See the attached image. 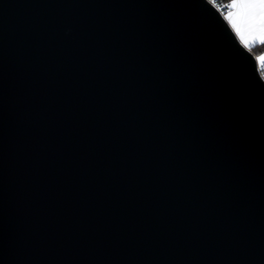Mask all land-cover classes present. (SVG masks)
<instances>
[{"label": "water", "instance_id": "water-1", "mask_svg": "<svg viewBox=\"0 0 264 264\" xmlns=\"http://www.w3.org/2000/svg\"><path fill=\"white\" fill-rule=\"evenodd\" d=\"M0 264H264V78L210 0H0Z\"/></svg>", "mask_w": 264, "mask_h": 264}, {"label": "crops", "instance_id": "crops-1", "mask_svg": "<svg viewBox=\"0 0 264 264\" xmlns=\"http://www.w3.org/2000/svg\"><path fill=\"white\" fill-rule=\"evenodd\" d=\"M242 7V11L236 9L230 11L232 15L228 17V23L240 32L241 41L246 40L247 45L264 40V32L261 31V23L257 15L261 6L242 4ZM259 58L264 63V53Z\"/></svg>", "mask_w": 264, "mask_h": 264}, {"label": "trees", "instance_id": "trees-1", "mask_svg": "<svg viewBox=\"0 0 264 264\" xmlns=\"http://www.w3.org/2000/svg\"><path fill=\"white\" fill-rule=\"evenodd\" d=\"M215 4L220 5L224 8L223 9L224 15L232 10L231 0H215ZM249 48L258 59V57L264 53V40L251 44ZM257 62H258V65L262 67L261 72L264 73V63H261L258 60Z\"/></svg>", "mask_w": 264, "mask_h": 264}, {"label": "snow or ice", "instance_id": "snow-or-ice-1", "mask_svg": "<svg viewBox=\"0 0 264 264\" xmlns=\"http://www.w3.org/2000/svg\"><path fill=\"white\" fill-rule=\"evenodd\" d=\"M215 3V0H213ZM232 5L236 4H244V5H257L261 6L259 12L257 13L260 23H261V31L264 32V0H231ZM232 14L229 13V16Z\"/></svg>", "mask_w": 264, "mask_h": 264}, {"label": "rangeland", "instance_id": "rangeland-1", "mask_svg": "<svg viewBox=\"0 0 264 264\" xmlns=\"http://www.w3.org/2000/svg\"><path fill=\"white\" fill-rule=\"evenodd\" d=\"M231 7H232V10H238V11H242V4H236V5H231ZM229 13H230V11L228 12V13H226L224 16H225V18L226 19H228V17H229ZM228 21V20H227ZM233 30L235 31V33L237 34V36H238V38L241 40L242 38L239 36V31L237 30H235L234 28H233ZM242 42V41H241ZM246 47H250V45H247V44H245L246 43V40H245V42H242ZM257 60H259V62H261L262 63V61L260 60V58L258 57V59Z\"/></svg>", "mask_w": 264, "mask_h": 264}, {"label": "built area", "instance_id": "built-area-1", "mask_svg": "<svg viewBox=\"0 0 264 264\" xmlns=\"http://www.w3.org/2000/svg\"><path fill=\"white\" fill-rule=\"evenodd\" d=\"M212 3H213V0H210ZM222 13H223V7L222 6H220V5H217V4H215V3H213ZM226 10H227V8H226ZM224 14V13H223ZM261 66H259L258 65V70H259V72H260V74L263 76V78H264V73L263 72H261Z\"/></svg>", "mask_w": 264, "mask_h": 264}]
</instances>
